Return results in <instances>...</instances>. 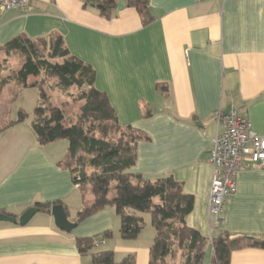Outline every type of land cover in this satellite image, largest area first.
<instances>
[{"label":"crops","instance_id":"1","mask_svg":"<svg viewBox=\"0 0 264 264\" xmlns=\"http://www.w3.org/2000/svg\"><path fill=\"white\" fill-rule=\"evenodd\" d=\"M119 3L124 7L110 19L81 0H30L27 10H0V48L18 35H60L72 55L92 66L118 123L149 137L137 143L129 171L182 183L194 198L186 224L206 238L203 264H210L212 239L221 233L264 234L263 170L238 172L218 227L209 213V154L224 128L216 112L237 110L264 135V0H148L153 19L146 25L134 7ZM18 111L14 118L8 113L10 122ZM25 121L0 127V213L18 217L36 203L58 202L76 226L60 230L42 210L24 225L0 220V264H92L76 242L105 231L111 236L96 245L109 243L114 259L133 254L135 264H148L152 225L121 238L111 206L77 221L81 194L59 164L66 143L39 144ZM230 264H264V249L234 250Z\"/></svg>","mask_w":264,"mask_h":264},{"label":"trees","instance_id":"2","mask_svg":"<svg viewBox=\"0 0 264 264\" xmlns=\"http://www.w3.org/2000/svg\"><path fill=\"white\" fill-rule=\"evenodd\" d=\"M81 1L85 7L94 8L107 19L114 16L119 3V0ZM124 1L137 10L143 25L152 21L148 0ZM0 51L5 56L20 53L23 57L20 68L13 75L0 78V91L10 82H15L19 90L29 87L38 90L30 124L36 141L41 145L60 139L67 142L66 155L59 164L69 169L72 182L81 194L82 207L77 211V221L111 206L119 218L120 237L134 239L145 226L142 213H148L155 231L148 264H168L167 258L174 259L177 252L182 257L178 264H203L206 238L186 224L194 205L193 196L185 193L182 183L171 175L150 179L129 171L136 162L137 143L149 137L139 129L118 123L107 95L95 87L92 66L72 55L60 35L36 39L18 35ZM2 70L0 64V73ZM41 73L57 78L64 89L73 86L80 90L79 98L83 103L75 120H66L63 109L52 105L42 87L29 81V77ZM27 116L20 109L16 120L8 126L24 121ZM156 197L160 203L153 205ZM56 203H36L34 206L49 212ZM100 235L108 238L111 233L105 231ZM96 237H84L76 242L80 255L88 254L92 264H135L133 254L116 261L111 250L93 251ZM212 247L210 264H230L234 250L243 247L264 249V234L232 236L221 233L212 239Z\"/></svg>","mask_w":264,"mask_h":264},{"label":"built area","instance_id":"3","mask_svg":"<svg viewBox=\"0 0 264 264\" xmlns=\"http://www.w3.org/2000/svg\"><path fill=\"white\" fill-rule=\"evenodd\" d=\"M30 0H0V10H27ZM224 128L213 139L209 162L213 167L209 213L212 226L216 228L222 220V213L231 195L237 190V174L244 168L264 171V135L255 132L247 117L237 110L227 114L216 112Z\"/></svg>","mask_w":264,"mask_h":264},{"label":"rangeland","instance_id":"4","mask_svg":"<svg viewBox=\"0 0 264 264\" xmlns=\"http://www.w3.org/2000/svg\"><path fill=\"white\" fill-rule=\"evenodd\" d=\"M49 60L51 62L56 61L55 59ZM22 61L23 57L20 53H15L11 56H5L3 52L0 51V64L3 67V70L0 73V78L5 79L10 75H13L20 68ZM29 81H34L38 85H40L48 95L49 102L52 105L61 107L63 109L66 120H75L83 103V101L79 98L80 90L73 86L64 89L59 84V80L57 78L48 77L44 73H41L39 76L29 77ZM37 96L38 92L34 87L19 90V87L17 88V85H15L14 83L8 84V86L2 93L0 91V127H6L10 122L8 119V113L9 115H11V118H14L19 108H22L28 115L25 121V123L28 124L34 116L33 110L37 103ZM59 141H63V143H66L65 145L67 147V142L65 139H60ZM152 204L155 205L156 202L153 201ZM142 215L147 219V221H145L147 222V228L150 227L149 214L142 213ZM143 229H145V226ZM102 239H105L102 235L96 237L97 242L101 241ZM107 239L108 238H106V240ZM109 248H111L109 243L107 245L98 244L94 246L93 250L98 251ZM120 259L121 257H115L116 261H119ZM181 259V253L177 252L176 257L174 259L168 257L167 262L168 264H178L181 262Z\"/></svg>","mask_w":264,"mask_h":264},{"label":"water","instance_id":"5","mask_svg":"<svg viewBox=\"0 0 264 264\" xmlns=\"http://www.w3.org/2000/svg\"><path fill=\"white\" fill-rule=\"evenodd\" d=\"M124 7L123 3H118L117 8L120 10ZM230 111V107L226 109L224 114H227ZM38 211V208L35 206L28 207L25 209L21 215L18 217H13L4 213H0V220L18 222L20 225L26 224L29 219ZM50 212L54 218V223L56 227L65 232H69L72 228L76 226V223L71 222L68 217L66 210L64 209L61 203L53 204L50 208Z\"/></svg>","mask_w":264,"mask_h":264}]
</instances>
